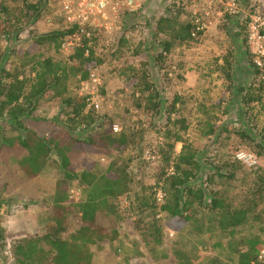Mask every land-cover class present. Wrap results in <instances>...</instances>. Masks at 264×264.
<instances>
[{"label":"rangeland","instance_id":"obj_1","mask_svg":"<svg viewBox=\"0 0 264 264\" xmlns=\"http://www.w3.org/2000/svg\"><path fill=\"white\" fill-rule=\"evenodd\" d=\"M4 7L7 13H4ZM171 11L180 12V21H194L199 27L196 31L202 33L195 35L194 40L175 43L165 61L154 66L156 61L153 58L159 51L152 38L155 20ZM25 12L23 0H0V66L10 73L22 72L33 76L38 60L44 57L66 60L77 46L70 34L62 39L58 49L51 43H36L34 39L40 34L64 30L63 24L44 6L30 22ZM226 13L239 15L241 25L238 29L228 24ZM118 22L119 28H114L109 35L105 34L101 44L95 48L96 55L102 60L95 69L103 84L100 90L101 107L94 112L100 116L105 130H109L114 123L122 128L140 121L146 131L142 149L125 154L134 156L129 167L134 182L131 189L116 201L118 212L99 219V223L108 228L110 237L91 247L92 264H182L175 256L177 250L185 253L192 264H210L213 260L217 264H236L237 250L246 238L257 234L264 240V231L260 230L259 223L226 231L220 228L208 230L206 224L204 229L197 231L194 225L183 222L181 218L149 212L146 215L148 218L158 216L161 219L162 231L158 241L144 237L133 227L132 220L137 217L131 209L133 194L140 189V183L155 185L162 168L158 155L160 144L165 139L170 140L172 132L165 115L153 120L151 113L137 107L143 99H138V93L133 94L138 80L134 75L137 76V73L133 71H138L140 63L150 58V80L155 84L162 83L166 107L169 108L168 104L174 96L179 97L177 108L187 125L184 137L203 152V179L214 172L211 164H215L216 169L222 166L225 171L230 170L224 167L225 162H236L238 168L234 180L215 176L210 188L224 192L228 200L237 203L241 200L244 187L250 183L251 172L264 168V155L257 156L254 146L241 142L232 133L240 119L235 104L230 101L219 64L231 50L233 40L239 43L246 40L254 60L262 64L264 0H249L246 6L242 0H143L137 12L120 16ZM228 27L231 30L227 31ZM233 33H237L233 35L236 39H231ZM121 38L125 41L120 42ZM164 38L161 35V39ZM187 70L191 71V77L196 82L193 87L185 83ZM81 81L79 76H72L62 96L49 91L39 99L33 113L23 117L26 129L56 144V148L68 159L64 168L59 166L60 156L52 152L45 170L36 178L25 179L19 169V160L26 151L18 141L25 131L18 129L7 118H0V140L3 141V145L0 144V230L4 237L0 241V264H9V249L13 240L43 232L57 182H60L58 188L68 194L65 204L72 207L75 201L69 195L73 188L81 189L80 174L85 170L99 174L108 165L112 151L107 155L87 142L90 136H95L94 132L90 128L85 131L70 130L68 125L70 107L63 100L83 97ZM235 81L247 85L252 78L245 72H239ZM263 108L264 98L263 103L254 104L250 111L255 129H264ZM173 116L175 118L176 115ZM207 120L217 129L225 125L229 131H220L216 136L205 135ZM7 140L11 143L8 144ZM180 148L181 143H178L176 152ZM148 149L155 154V160L145 156ZM240 149L257 157L255 167H247L235 158ZM64 171H68L71 178L66 180ZM261 211L264 216L262 208ZM196 216L209 215L198 208Z\"/></svg>","mask_w":264,"mask_h":264},{"label":"trees","instance_id":"obj_2","mask_svg":"<svg viewBox=\"0 0 264 264\" xmlns=\"http://www.w3.org/2000/svg\"><path fill=\"white\" fill-rule=\"evenodd\" d=\"M245 6L249 0H242ZM26 15L31 21L34 15L41 12L40 3L23 0ZM4 13L7 9L3 8ZM180 12L171 11L157 18L152 38L159 47V51L153 58L156 63H163L166 55L175 43L188 42L195 39L202 31L197 30L194 21H180ZM228 24L233 28H239V15L225 14ZM4 27V26H3ZM6 27V26H5ZM231 27H228L231 30ZM7 28V27H6ZM8 30V28L6 29ZM235 30V29H234ZM74 28L61 31H52L40 34L34 41L36 43H51L55 49L61 46V41L66 35H73ZM195 33V35H193ZM161 35L164 39H161ZM233 35L231 39H236ZM121 38L120 42L125 41ZM241 49V50H240ZM253 54L248 49L246 40L242 43L233 40L231 50L224 56L219 68L226 82V90L230 94V101L236 106L239 116L238 127L232 133L238 136L243 143H249L256 148V155H264V129H255L253 117L250 111L254 104L263 103L264 98V58L262 64H258ZM101 59L94 50L89 49L85 54V47L77 46L66 60H56L52 57H44L36 62L33 68V76H26L22 72L10 73L0 66V118H7L18 129L25 131L18 138L20 146L26 154L19 160V169L25 179L36 178L47 166L52 152L60 156V167L68 163V159L56 148V144L28 130L23 125V117L28 116L36 109L38 101L49 91L62 96L67 88V82L72 76H79L81 80L88 78L92 69L101 63ZM151 59L146 58L140 63L137 73V83L133 94H139L138 99H143L137 107L143 108L153 116V120L165 115L168 128L171 129L170 140L165 139L158 152L161 161V171L154 186L140 183V189L133 194L131 209L137 217L132 220V225L137 232L146 238L159 240L162 231L161 219L158 216L148 218L147 213H165L172 218H181L183 222L194 225L197 231L204 229L233 230L237 227L257 222L264 231V168L251 172V180L241 193V200L234 203L228 200L224 192L210 188L213 177L229 178L234 180L235 171L238 168L236 162H225L222 166L204 177V166L201 163V152L185 137L187 125L185 119L179 114L177 103L179 97L174 96L172 101L165 105L163 86L150 80L149 67ZM241 63V64H240ZM243 63V66H242ZM131 70H133L131 68ZM242 72L251 76L252 81L245 85L241 81H235V76ZM168 73V72H167ZM169 74V73H168ZM63 102L70 107L68 125L70 130L85 131L90 128L95 136H90L89 145L98 150L110 154L106 169L99 174L83 171L80 174L81 199L71 207L65 204L67 193L57 189L52 196V204L48 209L47 222L42 233L24 236L10 243L9 264H92L93 252L91 247L98 245L104 239L110 237L108 228L99 223V219L116 214L119 197L131 189L134 182L130 175V164L134 156H125L130 151L142 149L146 128L138 121L130 127H122L117 134L111 129H103V121H100L94 110L86 109L84 97L65 98ZM264 109V108H263ZM227 111H225L226 113ZM173 115H176L175 118ZM205 135H219L220 131H229L225 125L214 126L210 121L205 122ZM92 132V133H93ZM8 144L11 140H7ZM3 141L0 140V144ZM181 143V148L176 152V145ZM147 148V147H145ZM174 169L173 174H167L168 166ZM64 176L71 178L68 171ZM160 186L164 193V200L158 202L155 197V187ZM261 207V208H260ZM208 213L209 216H196L197 209ZM158 215V214H157ZM208 221H204V218ZM112 237V236H111ZM145 238V239H146ZM4 237L0 230V241ZM264 240L257 234H251L237 250L236 264H264V257L258 258ZM175 256L182 264H192L187 255L176 251ZM210 264H217L211 261Z\"/></svg>","mask_w":264,"mask_h":264},{"label":"built area","instance_id":"obj_3","mask_svg":"<svg viewBox=\"0 0 264 264\" xmlns=\"http://www.w3.org/2000/svg\"><path fill=\"white\" fill-rule=\"evenodd\" d=\"M29 2L40 3L46 9H50L53 15L63 24L64 29L74 28L73 40L76 46L85 47V54L89 49L94 50L101 44L105 34L109 35L114 28H119L118 18L125 14L137 12L143 0H28ZM40 6V7H41ZM52 19V18H51ZM50 20V18H49ZM196 29H199L197 27ZM195 35V33L193 34ZM96 54V52H95ZM261 64L259 60H255ZM81 91L85 99L86 109L97 112L101 107L100 90L103 81L94 68L89 73L87 79L81 81ZM111 131L117 134L121 131V126L114 123ZM145 156L149 160H155L156 156L151 150L145 151ZM235 158L247 167H255L258 163L257 157L245 150H238ZM167 174H173L174 169L170 165L165 169ZM155 197L158 202L164 200L165 193L160 186L155 187ZM81 189L73 188L70 192V199L78 202L81 199ZM14 206L17 204L13 203ZM172 235V234H170ZM264 257V247L260 250L258 258Z\"/></svg>","mask_w":264,"mask_h":264},{"label":"crops","instance_id":"obj_4","mask_svg":"<svg viewBox=\"0 0 264 264\" xmlns=\"http://www.w3.org/2000/svg\"><path fill=\"white\" fill-rule=\"evenodd\" d=\"M160 17V16H159ZM157 17V18H159ZM156 21V20H155ZM34 73H32L33 75ZM184 76L187 78V81L185 82L188 87H193L195 85V80L191 77V71H186Z\"/></svg>","mask_w":264,"mask_h":264}]
</instances>
